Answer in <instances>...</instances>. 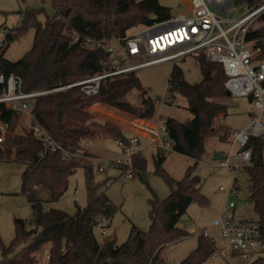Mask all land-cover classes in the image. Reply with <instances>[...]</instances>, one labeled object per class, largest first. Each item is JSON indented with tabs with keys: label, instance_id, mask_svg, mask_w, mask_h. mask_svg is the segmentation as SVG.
I'll list each match as a JSON object with an SVG mask.
<instances>
[{
	"label": "trees",
	"instance_id": "16d2710c",
	"mask_svg": "<svg viewBox=\"0 0 264 264\" xmlns=\"http://www.w3.org/2000/svg\"><path fill=\"white\" fill-rule=\"evenodd\" d=\"M49 1L55 14L45 25L38 17L43 9L26 10L20 23L6 33L0 49V74L20 76L27 92L67 85L109 70V52L73 44L68 32L95 39H123L133 27L152 25L153 16L157 22L173 17L171 8L160 0ZM240 2L251 10L264 0ZM258 21L261 26L249 32L248 40L264 38V13ZM30 29L35 32L32 48L18 61L6 59L8 46ZM258 58L264 59V45ZM197 59L203 71L209 70L208 80L188 82L177 64L173 65L168 79L172 94L168 103L173 102L175 94L182 95L193 118L186 122L166 118L172 151L190 157L194 163L182 179L176 180L162 167L167 155L156 152V173L164 178L170 193L163 200L153 193L149 230L142 231L133 225L128 239L120 245L115 239L100 242L95 235L100 223L113 218L116 207L106 191H100L102 185L93 182L90 161L67 159L59 151L51 152L32 129L12 136L10 133L15 132L20 114L2 109L0 120L9 126L8 136L0 143V163L14 160L25 164L21 192L28 196L33 189L43 187L50 191L51 200H58L68 188L69 176L82 167L86 173L88 204L72 215L60 210L44 211L40 201H32L35 227L28 230L25 220L16 219L14 239L9 246L0 243L3 254L0 264H35L33 253L45 245L50 246L52 264H168L162 256L166 245L190 235L179 226L181 217L193 202L202 207L209 204L202 192L201 179L195 173L205 154V140L217 136L220 141H227L230 131L226 125H215L216 118L228 109V104L222 101L232 98L225 86L227 75L221 64L203 57ZM262 84L264 87V81ZM158 100L148 95L137 72L120 74L107 78L94 96L86 95L79 87H71L39 97L33 107L32 124H38L64 148L75 151L97 136L114 140L128 137L118 125L98 121L88 111L92 104L101 103L146 119L155 113ZM244 149H250L252 154L250 163L242 169L250 182L247 200L253 205L264 242V140L251 137ZM133 163L135 171H145L146 160L141 153L133 156ZM214 251V243L201 232L196 248L178 264H203ZM249 264H264V256Z\"/></svg>",
	"mask_w": 264,
	"mask_h": 264
},
{
	"label": "rangeland",
	"instance_id": "374dc122",
	"mask_svg": "<svg viewBox=\"0 0 264 264\" xmlns=\"http://www.w3.org/2000/svg\"><path fill=\"white\" fill-rule=\"evenodd\" d=\"M231 1L233 6L228 12H218L221 19L235 21L249 11L248 6L245 3L242 4L240 0ZM160 2L171 8L174 17L181 12H187V9L191 8L192 0H160ZM35 9H43L38 15L43 25L46 24L49 17L55 14L49 0H0V29L8 28L11 30L15 28L20 23L22 14L26 10ZM227 25L226 22L223 23L224 27ZM260 26V21L256 19L252 23L251 29ZM138 29H140V26L133 27L128 31V34L132 35ZM34 34V30L30 29L18 40L11 43L5 53V58L10 61H18L22 58L32 48ZM5 37L6 32L4 31L0 34V42ZM175 64L183 70L185 79L188 82L199 83L204 79L205 74L197 57L187 56ZM173 65V62H164L137 71V75L142 85L147 89L148 95L160 100L157 102L156 111L152 116L140 119L125 111L101 103H94L88 108V111L98 121L112 122L118 125L128 136L136 135L140 140L141 154L146 160L144 172L136 170L134 178L124 180L125 172L118 167H111L109 164L110 159L119 158L124 154L116 140L107 138L100 142L101 140L98 137L101 136H97L95 139L83 144L86 150L84 160L90 161L93 170V182L102 185L100 191L105 190L111 203L116 207V212L110 226L107 228V233L103 235L100 229H95V235L100 242H103L104 239H115L119 245L124 243L128 239L133 225L142 231H148L151 225L150 201L153 198V193L161 200L165 199L170 193V187L164 178L156 173L154 155L157 149L152 145L149 137L135 128V124L156 126L159 114L164 118L171 117L181 122L193 118L192 113L187 108V100L182 95L175 94L173 102L168 103L172 95L168 90V79ZM222 102L228 104V109L226 114H223L224 119L220 124L226 125L230 129L248 127L250 123L249 113L252 110L249 98L232 97ZM31 124L32 121L28 115L20 114L16 121L15 132L10 134L13 136L24 133L31 129ZM227 135V141H220L217 136H211L205 140V154L195 173L201 179L202 192L209 199V204L202 207L197 202H193L181 217L180 227L189 231L190 235L175 243L166 245L162 251V256L168 264H178L185 259L196 248L198 235L203 231H206L217 243L221 242L216 220L229 202L235 203L234 214L236 220L257 219L253 205L247 200L250 185L248 175L243 170L235 172L229 167L222 166V160L214 158L216 153L223 154L225 157L236 154L238 147L231 143L229 132ZM139 146H133L132 150L139 148ZM14 154L15 152H13ZM166 155L162 167L176 180L182 179L187 168L194 163L190 157L174 151H169ZM98 158L106 160L105 171H99ZM24 169V163L14 160L0 163V243L5 246H9L16 235V219L25 220L28 230L35 227L32 201H40L44 211L60 210L72 215L79 208L84 209L88 204L86 173L82 167H77L69 176L68 188L55 201L51 200L50 191L43 187L33 189L28 196L21 192ZM234 182L240 186L238 194H231L230 192ZM222 187L225 190H221ZM103 224L108 225L105 220ZM45 248L47 247L45 246ZM43 252L44 250H38L33 253L35 263L42 264L44 261ZM2 259L3 254L0 246V261ZM203 264L228 263L222 258H217L208 259Z\"/></svg>",
	"mask_w": 264,
	"mask_h": 264
},
{
	"label": "built area",
	"instance_id": "2783aa9c",
	"mask_svg": "<svg viewBox=\"0 0 264 264\" xmlns=\"http://www.w3.org/2000/svg\"><path fill=\"white\" fill-rule=\"evenodd\" d=\"M232 6L231 0H192L189 13H180L169 20L153 22L149 26L142 25L132 35L123 39H95L77 32H68L73 44L80 43L88 50L104 49L109 52V70L67 85L31 92L23 90V80L20 76L0 74V112L2 109H8L18 114H26L35 122L33 107L39 97L71 87H79L86 95L94 96L99 93L102 83L109 77L137 72L164 62L175 64L187 56L203 57L209 62L222 65L227 75L225 86L232 97L251 99L252 111L248 127L229 131L231 143L236 145L238 150L235 155H228L221 162L222 166L235 172L240 171L251 161V150L244 149L250 138L261 137L264 140V59L258 58L262 52L264 38L248 40L252 23L264 13V2L235 21L221 19L218 12H228ZM224 22L228 24L226 27L223 26ZM4 31L8 33L10 29H0V34ZM1 47L2 42L0 49ZM223 119L224 115L221 114L216 118L215 125H219ZM166 122L167 119L159 114L156 126L135 124L139 132L151 139L157 151L165 154L172 151ZM8 126L6 121L0 120V143L5 139ZM31 129L51 152L59 151L67 159L86 157L84 147L71 151L58 144L38 124H31ZM116 142L124 154L119 158L110 159L109 164L125 172L124 180L132 179L135 176L133 156L140 154L142 150L139 146L140 140L136 135H129L126 139H116ZM133 146L139 148L132 150ZM98 163L99 171H105L106 160L98 158ZM221 190L225 189L222 187ZM239 190V184L234 182L230 189L231 194H238ZM234 208L235 203L229 202L216 220L221 242L217 243L206 231L202 233L215 245L210 259L222 258L228 264H249L264 256V242L258 223L255 220H236ZM107 228L102 222L98 229L105 235ZM45 246L41 249L44 250L42 264H52L50 246Z\"/></svg>",
	"mask_w": 264,
	"mask_h": 264
},
{
	"label": "water",
	"instance_id": "95a60500",
	"mask_svg": "<svg viewBox=\"0 0 264 264\" xmlns=\"http://www.w3.org/2000/svg\"><path fill=\"white\" fill-rule=\"evenodd\" d=\"M151 19H152L153 22H157V18H156V16H153ZM204 74H205V75H204V79H205V80H208V79H209V75H210L209 70L205 69V70H204ZM214 158H215V159H218V160H223V159H225V156H224L223 154L216 153V154L214 155Z\"/></svg>",
	"mask_w": 264,
	"mask_h": 264
},
{
	"label": "crops",
	"instance_id": "0c3cea01",
	"mask_svg": "<svg viewBox=\"0 0 264 264\" xmlns=\"http://www.w3.org/2000/svg\"><path fill=\"white\" fill-rule=\"evenodd\" d=\"M188 11L187 12H181V13H188V12H190V10H191V8L190 9H187ZM252 111V110H251ZM251 113V112H250ZM250 113H249V115H250ZM98 139L99 140H101L100 142H102V141H104V139L105 138H101V137H98ZM15 156V154L13 155V157ZM112 220V219H111ZM111 220L108 222V221H105L107 224H108V226H110V222H111ZM105 224V223H104ZM179 226H181L180 225V223H179Z\"/></svg>",
	"mask_w": 264,
	"mask_h": 264
}]
</instances>
